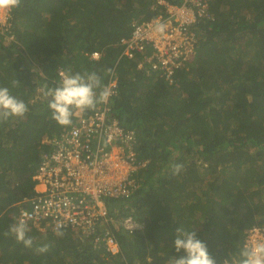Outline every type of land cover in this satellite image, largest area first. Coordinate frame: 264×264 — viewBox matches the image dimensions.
<instances>
[{
  "label": "trees",
  "instance_id": "trees-1",
  "mask_svg": "<svg viewBox=\"0 0 264 264\" xmlns=\"http://www.w3.org/2000/svg\"><path fill=\"white\" fill-rule=\"evenodd\" d=\"M163 1L22 0L0 25V86L28 106L0 123V264H171L182 255L171 247L178 227L195 231L217 264H236L247 231L264 228V0H207V14L188 27L193 60L172 80L138 68L121 42L134 24L165 18L168 5L185 0ZM59 67L95 71L107 86L117 77L112 115L134 130L138 158L148 159L132 194L107 201L112 219L132 215L144 226L115 231L118 252L101 226L86 237L29 227L27 248L4 235L36 194L46 140L79 118L69 126L51 118L44 92L59 83ZM174 163L183 165L178 175Z\"/></svg>",
  "mask_w": 264,
  "mask_h": 264
},
{
  "label": "built area",
  "instance_id": "built-area-1",
  "mask_svg": "<svg viewBox=\"0 0 264 264\" xmlns=\"http://www.w3.org/2000/svg\"><path fill=\"white\" fill-rule=\"evenodd\" d=\"M207 11V0L168 5L169 15L165 18L158 16L134 24L131 35L121 40L125 54L134 57L136 52L152 47L147 58L151 69L162 70L168 78L172 77L193 59L197 37L188 27ZM9 16L7 10L0 15L1 28H7ZM100 55L98 51L92 53L94 58ZM62 73L66 71L59 67V80ZM108 87L112 95L107 103L99 104L90 113H78L79 118L71 127L46 140L51 150L43 154L34 175L36 194L26 200L29 206L19 209L15 223L25 219L28 227L42 230L74 228L85 237L101 226L108 250L117 252L115 231L135 232L143 226L132 215L112 219L107 201L132 194L137 186L135 174L146 167L148 159L138 158L134 130L125 128L112 115L111 101L118 92L116 79ZM110 220L111 226L104 227ZM263 230L258 226L248 230L244 246L264 242Z\"/></svg>",
  "mask_w": 264,
  "mask_h": 264
},
{
  "label": "clouds",
  "instance_id": "clouds-1",
  "mask_svg": "<svg viewBox=\"0 0 264 264\" xmlns=\"http://www.w3.org/2000/svg\"><path fill=\"white\" fill-rule=\"evenodd\" d=\"M21 4L22 0H0V10L11 12L18 9ZM159 27L163 30L164 25L161 24ZM152 50V47H147L142 52H136L134 57H129L125 54V50L124 54L129 59H136L138 68L148 70V65L150 66V64L147 58L151 55ZM140 53L143 54L142 57L138 56ZM183 67L178 68L176 72L183 69ZM175 73L172 77L168 78L166 76V78L172 80ZM163 74H165L164 71ZM114 79L117 82L116 76ZM17 83L19 81H12L13 86H16ZM44 95L48 98L51 118L60 126H69L72 124V118L78 113L92 110L101 103H107L112 95V91L110 87L102 83L100 76L95 71H84L82 73L66 72L61 74V79L57 86L47 88ZM27 112L28 106L23 100L13 96L8 87L0 86V123L8 121L11 118H22ZM170 168L173 175H178L182 171L183 165L174 163ZM143 228L144 226L140 230ZM28 233L29 227L26 220L19 219L9 227L4 235L13 236L18 243L27 248L32 247L34 242ZM126 233L132 234L134 232ZM56 235L58 237L63 236V232L57 231ZM48 247L45 244L38 248V251L45 253L48 251ZM171 247L176 253H182L179 258L173 257L171 264H217V261L210 255L206 243L201 241L193 230L187 231L178 227ZM224 264H228V261H225ZM236 264H264V242H257L252 246L245 245L241 247L237 251Z\"/></svg>",
  "mask_w": 264,
  "mask_h": 264
},
{
  "label": "rangeland",
  "instance_id": "rangeland-1",
  "mask_svg": "<svg viewBox=\"0 0 264 264\" xmlns=\"http://www.w3.org/2000/svg\"><path fill=\"white\" fill-rule=\"evenodd\" d=\"M5 14V10H0V15H4ZM39 92H41V89H39ZM264 229V228H263ZM264 231V230H263Z\"/></svg>",
  "mask_w": 264,
  "mask_h": 264
}]
</instances>
